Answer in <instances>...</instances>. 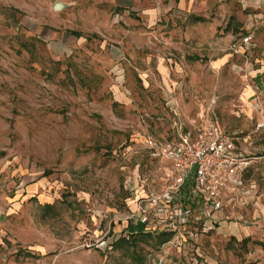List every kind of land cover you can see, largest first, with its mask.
Listing matches in <instances>:
<instances>
[{"label":"rangeland","instance_id":"obj_1","mask_svg":"<svg viewBox=\"0 0 264 264\" xmlns=\"http://www.w3.org/2000/svg\"><path fill=\"white\" fill-rule=\"evenodd\" d=\"M262 86L264 0H0V264H264V201L158 246L130 189L164 183L146 140L176 109L237 136L264 190Z\"/></svg>","mask_w":264,"mask_h":264},{"label":"built area","instance_id":"obj_2","mask_svg":"<svg viewBox=\"0 0 264 264\" xmlns=\"http://www.w3.org/2000/svg\"><path fill=\"white\" fill-rule=\"evenodd\" d=\"M261 92L264 94V86ZM174 113L177 139L146 140L151 155L169 163L168 172L159 190L131 186L135 191L131 207L134 220L146 228L178 232L199 224L200 231L206 233L217 228L225 208L264 199L258 183L244 179L250 162L238 150L237 136L225 133L218 123L185 130L184 120L176 109ZM256 128L264 131V119Z\"/></svg>","mask_w":264,"mask_h":264},{"label":"crops","instance_id":"obj_3","mask_svg":"<svg viewBox=\"0 0 264 264\" xmlns=\"http://www.w3.org/2000/svg\"><path fill=\"white\" fill-rule=\"evenodd\" d=\"M245 43L246 42H244V43H242V44H238V46L235 44L234 46H235V49H234V51L236 52V53H240V54H242V55H244L245 54V52H246V49H248V45H246L245 46ZM250 44V43H249ZM238 48V49H237ZM236 50H238V51H236ZM263 87V86H262ZM262 87H258L257 88V90H253V89H251V91L253 92L252 93V96H255L254 97V99H253V101H251V105H252V107L254 108V111H255V113H256V115H257V119H256V124H257V122L258 121H261V120H263L264 119V94L261 92V90H262ZM257 96V97H256ZM186 130V129H185ZM260 132H261V134L263 135V137H264V131H261V130H259ZM178 138V134H177V137H174V138H172L171 140H175V139H177ZM170 138H167V139H165V140H169ZM237 146H238V144H237ZM238 150H239V148H238ZM240 152H242L241 150H239ZM243 153V152H242ZM162 160H164V159H162ZM168 165H169V163L166 161V160H164ZM168 167V166H167ZM246 172V171H245ZM244 172V179L248 182V181H256V180H254V179H247L246 178V173ZM264 201V199H259V200H256L254 203H251L250 205L254 208V211H255V213H257L259 210H260V208H261V205H262V202ZM250 205H246V206H240V207H243V208H247V207H249ZM232 226V225H231ZM229 231H231V232H228V233H234L233 232V229H231L230 230V228H229ZM235 234V233H234Z\"/></svg>","mask_w":264,"mask_h":264},{"label":"trees","instance_id":"obj_4","mask_svg":"<svg viewBox=\"0 0 264 264\" xmlns=\"http://www.w3.org/2000/svg\"><path fill=\"white\" fill-rule=\"evenodd\" d=\"M137 233H138L137 236H135L133 239L147 240L146 239L147 237H152L156 239V243L158 246L169 241L171 237L173 236L172 232H168L166 230L151 232V231H145L144 229H140L139 232ZM122 243H129V239L124 238V237L119 238L116 242V246L118 247Z\"/></svg>","mask_w":264,"mask_h":264}]
</instances>
